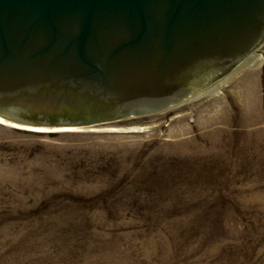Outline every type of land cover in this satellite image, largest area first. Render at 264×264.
Segmentation results:
<instances>
[{
    "label": "rangeland",
    "instance_id": "1",
    "mask_svg": "<svg viewBox=\"0 0 264 264\" xmlns=\"http://www.w3.org/2000/svg\"><path fill=\"white\" fill-rule=\"evenodd\" d=\"M256 53L153 114L0 123V264H264V44Z\"/></svg>",
    "mask_w": 264,
    "mask_h": 264
},
{
    "label": "water",
    "instance_id": "2",
    "mask_svg": "<svg viewBox=\"0 0 264 264\" xmlns=\"http://www.w3.org/2000/svg\"><path fill=\"white\" fill-rule=\"evenodd\" d=\"M263 40L264 0H0V99L15 97L0 117L72 127L160 112ZM52 87L74 93H39Z\"/></svg>",
    "mask_w": 264,
    "mask_h": 264
},
{
    "label": "bare ground",
    "instance_id": "3",
    "mask_svg": "<svg viewBox=\"0 0 264 264\" xmlns=\"http://www.w3.org/2000/svg\"><path fill=\"white\" fill-rule=\"evenodd\" d=\"M264 44V40L260 43V44H258L244 59H242L236 66H234L230 71H228L226 74H224L222 77H224V76H226L228 73H230V72H233V71H240V70H242V69H245V68H248V67H251V66H253L255 63H257L258 62V60H259V58H258V56H257V50L262 46ZM222 77H220V78H222ZM213 83V82H212ZM210 85V84H209ZM209 85H207L206 87H204V88H207ZM204 88H202V89H200L199 91H197V92H195L194 94H192L191 96H189L188 98H186L185 100H183V101H193V100H198V99H200V98H202L203 96H205V95H207V94H209V91H204L203 89ZM183 101H181V102H183ZM180 103V102H179ZM179 103H177V104H179ZM175 105V104H174ZM2 122H8V124H9V122H10V124L12 125V127H16V128H18V126L19 127H22V128H24V129H30V130H33V131H38V130H42V128H40V127H31V126H23V125H19V124H16V123H13V122H11V121H7L6 119H4V118H2V117H0V123H2ZM14 125V126H13ZM72 128H69V127H65V128H62V131H66V132H68V131H70ZM113 131H115V130H113Z\"/></svg>",
    "mask_w": 264,
    "mask_h": 264
},
{
    "label": "trees",
    "instance_id": "4",
    "mask_svg": "<svg viewBox=\"0 0 264 264\" xmlns=\"http://www.w3.org/2000/svg\"><path fill=\"white\" fill-rule=\"evenodd\" d=\"M57 90H60V91H68V92H72V93H74L73 92V90H71V89H66V88H54V87H52V88H43V89H41L40 91H39V93H42V92H47V91H57ZM75 94H79V93H75ZM81 94V93H80ZM27 96L28 94L26 93V92H24V93H21V94H19V96ZM91 97H93V98H97L95 95H92V94H89ZM18 97V96H17ZM15 98V97H14ZM14 98H2V99H0V102H2V101H4V102H8V101H11V99H14Z\"/></svg>",
    "mask_w": 264,
    "mask_h": 264
}]
</instances>
